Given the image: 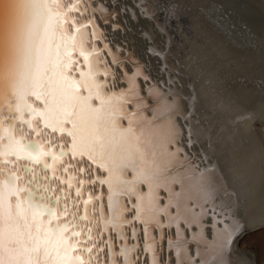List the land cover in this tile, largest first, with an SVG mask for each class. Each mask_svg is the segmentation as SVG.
I'll return each mask as SVG.
<instances>
[{"label":"snow or ice","instance_id":"obj_1","mask_svg":"<svg viewBox=\"0 0 264 264\" xmlns=\"http://www.w3.org/2000/svg\"><path fill=\"white\" fill-rule=\"evenodd\" d=\"M116 8L135 18L113 0H0V264H102L106 249V264H227L248 234L200 144L198 95L166 59L153 81L109 47L97 19L120 31Z\"/></svg>","mask_w":264,"mask_h":264},{"label":"bare ground","instance_id":"obj_2","mask_svg":"<svg viewBox=\"0 0 264 264\" xmlns=\"http://www.w3.org/2000/svg\"><path fill=\"white\" fill-rule=\"evenodd\" d=\"M118 1L113 0V3L127 5L136 15L135 18H132L122 13L120 8H116L117 20L121 24L120 31L112 30L111 20L108 25H105L97 19V23L100 24L109 42V47L115 51L114 46L118 45L122 49L120 58L131 59L145 65L153 81L167 79V73L161 72L162 62L166 59L168 68L177 74L175 78L178 80V85L183 86V96L187 98L193 94L190 89L195 90L199 102L196 104L193 123H199L198 138L203 146V151L211 156L214 165L219 166L216 174L221 182L227 184L228 191L222 193V198L225 202L233 205L238 200L239 208L236 215L247 226L248 232L263 226L264 127L256 126L255 121L264 115V56L256 58L248 55L246 60L237 59L235 56L239 53L229 50L222 38H213L210 33H207L203 27V20L196 18L198 15L196 10L194 12L193 9L192 12L189 8L197 5L205 16H209L222 26L223 14L220 12L221 9L218 10L219 5L211 4L212 0H166V2L153 0L159 4L156 9L157 18L140 16L133 7L134 0H127L128 3H125V0H122L121 3ZM149 2L150 0H143L144 5ZM226 2L220 3L223 5ZM249 2L251 3V1ZM255 2L264 7V0H254L252 3ZM67 3L68 0H62V5ZM170 8L175 9L176 15H168ZM183 12L193 15V17L190 15L189 23L197 34L184 36L178 42L173 37V32L170 31L172 23L169 17H178ZM127 17L135 22L134 31L130 30ZM137 18H140L138 22L135 21ZM69 30L71 31V28ZM253 30L256 31L255 28ZM198 32L204 33L202 41L201 38L198 39ZM243 36H245L244 33ZM180 37L182 36L180 35ZM134 38L136 41L133 40ZM249 46L247 47L249 48ZM149 47L162 52L163 58L151 54L148 51ZM178 50L181 52L179 57L176 55ZM168 56L173 57V64L169 63ZM180 65H183V69ZM125 68L131 71V65L127 62ZM238 78L241 80L238 81ZM141 88H143V83H141ZM37 107H39L38 104ZM184 107L187 111V103ZM5 115L7 117V113ZM244 116H248L250 119H240ZM21 131L27 139H37L27 127L17 124V136L21 135ZM49 138L56 139L57 137L47 132L39 137L42 142H47ZM70 159V157L65 158V162ZM4 167L15 170L12 165L6 164ZM20 174L24 179H28L23 171ZM55 186L59 190L58 182ZM233 189L235 191H232ZM89 216H92L91 206H89ZM205 231L208 239L211 240V230L206 229ZM93 235H96L95 229ZM113 240L115 241V237ZM106 253L107 249L101 256L102 264L107 262ZM226 259L227 264H264V258L259 259L257 254L245 249L241 243L232 246L230 253H226ZM161 260L163 261V254Z\"/></svg>","mask_w":264,"mask_h":264},{"label":"rangeland","instance_id":"obj_3","mask_svg":"<svg viewBox=\"0 0 264 264\" xmlns=\"http://www.w3.org/2000/svg\"><path fill=\"white\" fill-rule=\"evenodd\" d=\"M249 1H251V3ZM253 1L254 0H215V1L212 0L211 4L219 5L218 10L221 9L220 12L223 14L222 26H221V24L216 23L209 16H205V14H203V11L201 12V10H200L201 8H198L197 5H194V6H192V8H189V9H191L192 12H193V9H194V12L196 10V12L198 13L196 18H200L203 20V25H204L203 27L207 30L208 34L210 33V35L213 36V38L214 37L222 38V41H224L225 45L226 46L228 45L227 48L229 50H232L233 53H239L238 54L239 56L236 55L235 58H237V59L240 58L241 60H246L248 58V55L254 56L256 58H261L264 56V44H263L264 43L263 42L264 41V38H263L264 37V7L260 6V4H258L256 2L253 4L252 3ZM121 2H122V0L118 1V3H121ZM124 2L128 3L127 0H125ZM220 2H226V3L225 4L223 3V5H222V3H220ZM255 4H256V6H255ZM261 7H263V8H261ZM250 8H251V10H250ZM174 10L175 9L172 10L170 8L168 11V15H170V14L176 15V13H174ZM190 15L183 12L178 17H176V16L169 17L170 21L172 23V24H170V31L173 32L172 33L173 37L178 42L180 40H182L184 36H193L194 34H197L194 31V29H192L193 27L189 23ZM225 15H227V16H225ZM191 16L193 17V15H191ZM127 20L129 23L130 30L134 31V29L136 28L134 25L135 22L132 21V19L130 17H127ZM139 20H140V18H137L135 21L138 22ZM177 21H180V22H177ZM250 21H252V22L255 21L256 24H254L255 22L252 23ZM253 24L255 25V27H253L254 26ZM230 28H231V30H230ZM254 28L256 29V31L255 30L252 31V29H254ZM250 31H252V32H250ZM198 33H199L198 39L201 38V41H202V39L204 37V33L203 32H202V34H201V32H198ZM211 33H213V34H211ZM243 33L247 38L245 36H243ZM180 35L182 37H180ZM200 36H202V37H200ZM234 39H236V40H234ZM252 39H253V41H252ZM133 40L136 41L135 38ZM243 43H244V45H243ZM251 43H252V46H251ZM249 45L251 46V48ZM247 46H249V48ZM258 47H259V49H258ZM260 48H261V51H259ZM179 50L177 51L178 53L176 52V55L178 57L181 53ZM260 52H262L263 54ZM176 55H174V56H176ZM246 56H247V58H246ZM170 57L171 56H168L169 63L173 64L174 63L173 57H171V58ZM180 67L183 69V65H180ZM237 80L240 81L241 78H238ZM262 117H261V119L255 121V123L257 124L256 126L261 125L264 127V115ZM263 226L255 229L254 231L248 232V234L243 239V242L241 243V245L243 247H245V249L250 250L251 252L257 254L259 259L264 258V227Z\"/></svg>","mask_w":264,"mask_h":264}]
</instances>
